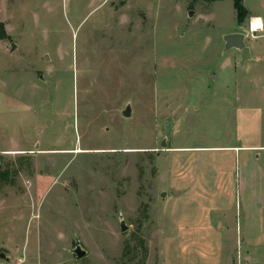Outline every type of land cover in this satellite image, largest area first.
I'll list each match as a JSON object with an SVG mask.
<instances>
[{"label":"rangeland","instance_id":"374dc122","mask_svg":"<svg viewBox=\"0 0 264 264\" xmlns=\"http://www.w3.org/2000/svg\"><path fill=\"white\" fill-rule=\"evenodd\" d=\"M244 6L0 0V264H264V148H218L264 147V111L223 125L254 104L224 41L264 42V0Z\"/></svg>","mask_w":264,"mask_h":264},{"label":"crops","instance_id":"0c3cea01","mask_svg":"<svg viewBox=\"0 0 264 264\" xmlns=\"http://www.w3.org/2000/svg\"><path fill=\"white\" fill-rule=\"evenodd\" d=\"M262 20V27L259 29H263L264 25H263V21L264 19L261 18ZM252 25V24H251ZM252 27V26H251ZM258 29V28H257ZM254 30L252 28L253 31H257ZM258 29V30H259ZM231 33H236V32H230ZM239 33V32H237ZM229 34V33H228ZM227 35V34H226ZM264 36V34L258 36L261 37ZM258 39V38H257ZM256 39V40H257ZM255 40V41H256ZM250 49V58L245 62V64L243 65V68L245 69V73H247V75L250 77L248 79H245V81H242L245 86H252L253 90L250 92V95L248 94V100L249 98H251L252 102H254V104H250L246 107H243V109H241V107L238 105V101H239V96H236L235 101L237 103V105H235L234 103L230 106V113L228 115V118L226 119V121L224 122V129L226 128L228 131L229 129H231L232 127L235 126V130L238 134V132H241V129L243 126H245L244 124H246V127L253 125L254 126V130H260V127L262 125V118H263V109H264V105L261 103H258L261 101V96L262 94H264L263 91V87H264V42L262 43H257L255 42L252 45H247ZM237 51L238 52V57L240 60H242V54L241 51L237 50V49H230V51ZM229 51V50H227ZM229 51V53H230ZM228 53V52H227ZM232 53V52H231ZM234 59H236V57L231 56L228 58V60L225 62L224 65V75H226L228 78H231V82L230 84H227V86L232 85L235 88L233 89V96H234V90H236V87L240 86L241 84V79H239V74H238V68L235 64V62L233 61ZM223 81H228V79L226 77H222ZM261 84V85H260ZM239 95V94H238ZM223 107V106H222ZM241 117H245V120L243 122H241ZM235 118V119H234ZM244 127V128H246ZM244 131V129H242ZM242 131V132H243ZM243 137V138H242ZM240 138V136H239ZM235 142H238V136L237 139L235 140ZM254 140H252V138L250 136H241V138L239 139V144L238 145H224V147H218L219 149H227L230 151H241V150H258L260 148H264L261 147L260 145H258L256 142H254ZM182 180H187L186 178H182ZM188 186V185H185ZM176 191L179 192L178 196H174L176 198L180 197L183 195V190L181 189H177ZM254 258H252L253 260Z\"/></svg>","mask_w":264,"mask_h":264},{"label":"water","instance_id":"95a60500","mask_svg":"<svg viewBox=\"0 0 264 264\" xmlns=\"http://www.w3.org/2000/svg\"><path fill=\"white\" fill-rule=\"evenodd\" d=\"M125 3L122 1L118 6H124ZM251 14V12H249ZM192 15V12L190 13ZM226 50L237 49L241 51L242 54V65L250 58V49L246 44V35L243 33H231L224 36ZM125 117L131 115V108L128 105L127 108L123 111ZM165 146V143L163 144ZM171 194L178 196L179 192L176 190H171ZM166 196L167 193H164ZM126 225L124 221H121V230H126ZM77 258H83L88 254V251L82 246V243L79 239L75 241V248L71 251Z\"/></svg>","mask_w":264,"mask_h":264},{"label":"trees","instance_id":"16d2710c","mask_svg":"<svg viewBox=\"0 0 264 264\" xmlns=\"http://www.w3.org/2000/svg\"><path fill=\"white\" fill-rule=\"evenodd\" d=\"M221 0H209V2H215ZM234 8L237 13L238 21L242 23L247 15V9L244 6V0H233ZM9 35L6 32L5 25L0 22V39L6 40ZM8 172H2L0 169V181L7 180Z\"/></svg>","mask_w":264,"mask_h":264},{"label":"bare ground","instance_id":"6f19581e","mask_svg":"<svg viewBox=\"0 0 264 264\" xmlns=\"http://www.w3.org/2000/svg\"><path fill=\"white\" fill-rule=\"evenodd\" d=\"M251 26L254 30H256L257 28L258 29L261 28L262 27V20L260 18H254Z\"/></svg>","mask_w":264,"mask_h":264}]
</instances>
